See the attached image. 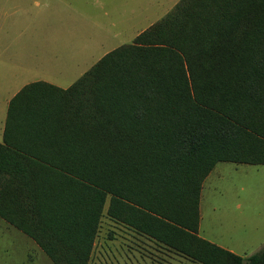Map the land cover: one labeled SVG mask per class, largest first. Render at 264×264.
I'll list each match as a JSON object with an SVG mask.
<instances>
[{
    "label": "trees",
    "instance_id": "1",
    "mask_svg": "<svg viewBox=\"0 0 264 264\" xmlns=\"http://www.w3.org/2000/svg\"><path fill=\"white\" fill-rule=\"evenodd\" d=\"M264 165V0H179L66 89L8 102L0 219L52 264H88L103 209L201 264H264L197 236L217 163ZM111 226V225H110Z\"/></svg>",
    "mask_w": 264,
    "mask_h": 264
},
{
    "label": "rangeland",
    "instance_id": "2",
    "mask_svg": "<svg viewBox=\"0 0 264 264\" xmlns=\"http://www.w3.org/2000/svg\"><path fill=\"white\" fill-rule=\"evenodd\" d=\"M177 1L0 0V142L8 101L21 84L50 81L47 71L63 69L53 77L68 86L96 55L123 44ZM107 204L108 198L88 264H124L107 259L106 239L117 229L106 217ZM200 216L201 238L242 258L258 252L264 246V166L216 164L203 184ZM141 256V264H153ZM189 261L179 264H201ZM0 264L51 263L27 237L0 227Z\"/></svg>",
    "mask_w": 264,
    "mask_h": 264
},
{
    "label": "crops",
    "instance_id": "3",
    "mask_svg": "<svg viewBox=\"0 0 264 264\" xmlns=\"http://www.w3.org/2000/svg\"><path fill=\"white\" fill-rule=\"evenodd\" d=\"M176 3H174L172 5V7ZM156 21L157 20H155L153 23H155ZM150 25H151V23L148 24V26L146 28H144L143 30L142 29L141 30L138 29L139 32L138 33L136 32V34L134 36H132L130 39L129 38L123 39L121 41V42H123V44H120L119 46L125 45L126 43L127 44L131 43L132 40L139 33H141L142 31H144L145 29H147ZM125 40L126 41H130V42L129 43L128 42L125 43L124 42ZM98 43H101L102 44L103 41L100 40ZM118 47H116V48H118ZM116 48H114V49H116ZM114 49H111L110 51H112ZM110 51H107V52L105 51V52H102L100 55H96L95 58H93V61L96 60V59L97 60L87 70H89L99 59H101L105 54L109 53ZM92 53H93V51H92ZM62 70L63 69H61V70L58 69V70H56L57 71L56 73H52L51 71H47L48 72L47 73L48 78H46V79H48L50 81L34 80V81L27 82V83H23L21 85L19 84V85L22 88L25 85H28V84H31V83L44 82V83L49 84V85H52L54 87H58V88H61V89H66L69 86H71L79 77H81L87 71V70H85L74 82H72L71 84H68V86L62 87V85L60 84V82H58L57 78H54L53 77V76H61V75H63L64 72ZM20 89H18L16 92H14V94L12 95V97ZM3 126H4V123H3ZM2 132H3V128H2ZM221 163H230V162H221ZM230 164H235V165H248V164H236V163H230ZM215 166H214V168H215ZM250 166H264V165H250ZM213 169L210 172L211 174H212ZM210 173L207 175V177L204 179V181L202 183L201 190H200V195H201V191H202V188H203V184H204L205 180L209 177ZM198 210H199V222H198V233H197V236L199 238H201V236L199 235V225H200V218H201V216H200V197H199ZM0 225H1L0 227H3V228L8 229L10 231L11 230L17 231L19 234H22L20 231H18L17 229H15L14 227H12L11 225H9L8 223H6L3 220H1ZM116 226H117L116 235L111 234L112 237H109L108 236L107 239H106L105 250H106L108 262L109 261H113L114 257H117V259H119V260L121 258L124 259V264H141V261H142L141 254L143 253L145 255L143 258H145V260L151 261L153 264H158V263H156V261H159V264H173V263L179 264L182 261H185V262L187 261V262L190 263V261H189L190 258H187L186 256H184L182 254H179V253L175 252L174 250H171L170 248H167V247H165L163 245H160V244L154 242L153 240H151L150 238H148V237L140 234L136 230H134L132 228H129V227H127L125 225H122V224H118ZM109 229L112 230L113 228L108 225V228H107L108 232H109ZM22 235H24V234H22ZM25 237H27V236H25ZM28 239L31 240L30 238H28ZM201 239H203V238H201ZM203 240H205V239H203ZM205 241H207V240H205ZM207 242H209V241H207ZM209 243H211V242H209ZM211 244H213V243H211ZM215 246H217V245H215ZM36 247L38 248L37 245H36ZM219 248H221V247H219ZM221 249L226 250V251H228V252L236 255L235 252H233L232 250H229L227 248H221ZM38 250H39L40 254H42V257L45 258L48 262H50L49 259L44 255V253L39 248H38ZM146 254H147V256H146Z\"/></svg>",
    "mask_w": 264,
    "mask_h": 264
}]
</instances>
